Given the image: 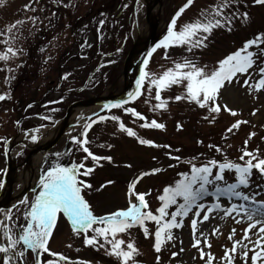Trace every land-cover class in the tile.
Masks as SVG:
<instances>
[{
  "label": "rangeland",
  "instance_id": "374dc122",
  "mask_svg": "<svg viewBox=\"0 0 264 264\" xmlns=\"http://www.w3.org/2000/svg\"><path fill=\"white\" fill-rule=\"evenodd\" d=\"M219 2L220 0H194L179 18L178 25L194 21L200 16L201 10H210ZM185 3L186 0H159L153 11L150 10L153 13L147 14L146 5L139 8V0H0V53H5L7 47L17 51L9 60H0V95L6 97L0 100V185L8 164L16 167L11 173L20 172L33 149L43 144L42 135L37 131L56 125L64 118L72 103L106 94L122 93L115 92L138 39L149 30L148 41L153 38L154 47L166 34L167 25L173 15ZM25 5H29L32 10L26 9ZM237 10L240 13L247 12L249 20L234 19L230 32L226 28L214 29L206 41L207 47L194 49L191 53L183 47H170L167 50L168 58L165 59V49L158 48L151 57L146 56L149 61L146 71L153 75L162 74L167 68L173 67V61H182L185 57L211 69L218 60L241 48L245 41L252 39L257 33H264V5H254L253 0H238V3H233L224 12L230 14ZM148 15H153L152 23ZM16 21L22 23L16 26L10 38L6 31L7 26ZM149 24L156 27L154 36ZM140 55L135 61L136 70L130 90L135 87ZM257 72L252 73L250 84L259 79ZM247 78L249 77L245 74L240 77L239 83H233L222 90L217 101L222 110L211 123L203 119L208 115L206 109H200L183 100L172 99L184 92L183 87L177 85L162 92V97L168 99L166 110L150 111L156 102L152 98L154 91H147V81L142 90L143 95L121 108L104 109L86 121L83 118L95 110L81 111L76 117V123L68 125L56 144L46 152H41L43 158L39 168L40 176L57 163L71 167L83 162L87 167H93L92 174L87 177L81 175L79 178L93 186L92 189L85 190L84 196L94 215L101 216L126 209L129 199L128 184L142 172L159 168L161 171L158 173L140 179L135 189L138 193H149L145 197L149 210L158 214L156 209L161 206L158 196L163 194L164 187L172 186L182 179L181 173L190 174L192 164L199 167L210 160L242 164L239 157L245 150L255 152L258 149V156L264 158V89L256 92L242 87L243 80ZM224 105L237 115L233 116L224 111ZM126 107L135 108L148 121L155 119L164 123L166 128H140L139 124L143 121L136 119L134 122L133 117L124 112ZM254 111L255 115L252 114ZM100 116H116L120 119L99 121ZM90 120L98 122L89 130V143L86 146L94 155L111 156L114 162L101 160L95 164L90 157L85 160L87 154L72 142L73 136L84 138L81 136L83 126ZM237 120L247 123H242L233 133L228 134L226 129ZM120 122L132 128L138 137L152 140L157 145L167 144L171 148L140 145L136 138L120 131ZM177 123L182 125L179 131ZM250 133L255 135L249 140ZM33 135L37 137L35 142L31 139ZM246 140L248 143L245 148ZM108 145L112 147L109 148ZM209 145L217 146L221 151L217 152L215 147L210 148ZM55 153L60 155L56 156ZM168 153L180 157V160L171 159ZM215 171L214 168L213 174ZM224 178L228 183L235 182L234 172L225 171ZM109 180L114 183L96 191ZM217 185L225 187L224 182H217ZM39 187L37 183L28 190H21V185L13 183L9 189L11 193L23 191L22 199L28 197L31 200L38 194ZM207 187L209 194L199 201L206 206L218 202L223 208L232 204H245L249 208H255L264 202V178L256 170H253L249 187L241 186L237 189L252 197L255 204L229 195H221L217 200L212 194L214 186ZM2 192L3 188L0 186V196ZM13 205L19 206V202L0 210L12 209V219L16 220L19 216V223H25L23 216L16 212ZM174 210L175 206L168 211L171 213ZM202 216L203 212L200 217H195L193 212L184 217L183 227L172 230L174 239L164 243L159 253L153 248L154 235L145 238L139 227L130 229V235L118 234L117 238L135 244L140 253L135 256L136 264H157V256L160 257L159 264H206L207 255L204 259L200 258L201 248L214 257L213 264H225L222 257L232 248L234 241L242 239L250 221L243 211L239 215L233 212L229 217H223V212L216 211L210 214L208 221L198 223L194 235L191 220H202ZM3 219L4 212L0 211V220ZM237 220L240 222L237 223ZM254 220H264V216L256 215ZM146 226L154 234L156 224L149 221ZM217 227L219 232L211 235L213 228ZM232 229H235V234L230 240L228 237ZM256 231L258 228L249 232L252 240L257 239L253 235ZM200 233L208 238L210 248L203 244ZM93 234L89 230L88 235ZM195 239L202 241L197 247H193ZM83 241L84 234L73 233L70 222L61 213L47 247L50 252L61 254L67 260H59L48 253L37 256L29 250L26 252L25 264H36L37 259L42 264H47L49 259L56 260L57 264H119L116 257L106 254L105 248L86 246ZM3 243L6 241L0 230V244ZM242 243L247 245V249L253 247L248 241ZM123 247L126 248V245ZM173 253L177 255L173 256ZM252 254L249 251L246 264H251ZM3 255L0 253V264H3ZM233 264H245L240 245H237Z\"/></svg>",
  "mask_w": 264,
  "mask_h": 264
},
{
  "label": "snow or ice",
  "instance_id": "6c2138e0",
  "mask_svg": "<svg viewBox=\"0 0 264 264\" xmlns=\"http://www.w3.org/2000/svg\"><path fill=\"white\" fill-rule=\"evenodd\" d=\"M194 0H186V3L179 8L171 18L167 25V32L156 45L147 53L151 57L153 52L158 48L165 49V59L168 58L167 50L170 47H183L189 53L194 49L207 47L206 41L214 29L226 28L229 32L232 30V22L234 19L249 20L247 12L240 13L233 11L230 14H225L224 10L228 9L233 3H238V0H220L219 3L212 6L210 10H201L200 16L191 22H186L183 25H178V20L192 4ZM254 5H264V0H253ZM25 8L32 10L29 5ZM21 21L7 26V33L12 37L13 30ZM103 23V22H101ZM7 43V41H4ZM255 49V50H253ZM17 51L12 47H7L5 53H0V60L7 61L15 56ZM148 59L143 61L144 67L140 69V76L136 81V88L133 92L128 93L126 100L117 101L115 103L105 104V109L121 108L129 101H135L143 95V88L147 81V91L152 93L154 91L155 104L150 111L166 110L168 107V99L162 97V92L169 89L173 85L181 86L184 89L182 95H176L175 101H186L189 104H195L200 109H206L207 116L203 119L210 123L216 119V114L222 110L221 105L217 102L222 90L229 87L233 83H239L240 77L245 74L249 78L243 80L242 87L259 92L264 89V33H257L252 39L244 42L243 46L234 52L229 53L224 58L217 61L216 65L209 69L207 65H199L192 59L187 57L182 61H173V67L167 68L162 74L153 75L146 71ZM258 69V72H257ZM251 70V71H250ZM11 71V69H9ZM257 72L259 79L254 84H250L252 73ZM6 97L0 95V100ZM148 103V100H145ZM31 107V105L29 106ZM125 113L130 114L135 122L136 119L143 121L139 124L140 128L145 129H159L164 130L166 125L152 119L148 121L147 118L139 113L135 108L126 107L123 109ZM224 111H228L231 115L236 116L237 113L229 109L227 105L223 106ZM255 115V111L252 113ZM111 119L119 121V117H105L100 116L99 121ZM97 120H90L84 124V131L81 133L83 139H78L73 136L72 142L78 146L80 150L87 154L85 160L89 157L98 164L101 160H107L112 163L111 156H97L94 155L86 146L89 141L87 138L89 130ZM18 123V122H17ZM242 123L247 121L237 120L229 128L226 129L228 134L233 133V130L238 129ZM182 125L177 123V130L179 131ZM119 129L127 136L137 139V142L142 146L148 147H163L170 149V145H157L152 140L140 138L137 133L129 127H126L123 122L119 123ZM255 133H250L248 139L250 140ZM31 139L35 142L37 137L32 136ZM248 140L245 141V148ZM104 147V145H100ZM107 147L111 148V145ZM210 148L215 147L217 152L221 149L217 146L209 145ZM179 151V149H176ZM258 149L255 152L243 151L239 157L243 163H234L225 161L222 163L216 160H210L207 164L196 166L192 164L190 174L181 173L183 177L175 182L172 186H166L163 189V194L158 196L161 206L156 209L158 214H154L149 210V205L145 197L149 193L136 192V185L144 176L156 174L161 169L155 168L150 172H142L135 180L130 182L127 186L128 207L114 211L106 216L94 215L91 205L85 199V190L92 189V185L85 180L80 179L93 173V167H87L85 163L81 162L79 165L73 164L71 167H65L59 163L47 169L39 179V191L31 200L24 197L19 201V206L13 205L16 212L21 213L25 223H19V216L16 220L12 219V209L0 210L4 212V219L0 220V230H2L3 237L6 243L0 244V253H3V264H25L26 252L31 251L33 254L39 256L40 253H48L50 256L58 257L59 260H67L61 254L50 252L47 247L49 239L53 233V229L57 224L58 216L62 213L70 222L73 233L84 234V244L86 246H96L98 248H105L106 254L114 256L119 261V264H136L135 256L139 255V250L131 241L127 242L123 239L117 238L118 234L128 233L130 229L139 227L145 238H150L154 235L153 248L155 252L159 253L162 246L167 241H172L174 235L173 229L183 227V218L189 213L194 212L195 217H200L203 212L202 220L193 218L191 220V227L195 235L198 223L208 221L210 214L216 211L223 212V217H229L233 212L237 215L240 211L247 216L250 221L248 228L245 229L242 239L234 241L232 248L227 250L222 259L225 264H233L234 257L237 251V245L241 247V257L247 262L249 251L251 255V264H264V220H254L256 215L264 216V202L259 203L258 207L249 208L245 204H232L230 207L223 208L220 203H213L206 206L204 203H199L204 196L209 194L208 185L214 186L213 195L217 200L221 195L234 196L237 199L244 201H252L256 203L252 197L242 194L237 191L241 186L247 188L250 185L253 170H256L261 178H264V158L258 156ZM59 156L60 153H55ZM171 159L180 160L178 156H171ZM245 157L248 159L246 160ZM131 167V165H125ZM172 167V165H169ZM217 169L213 174V169ZM83 170V171H81ZM225 171L234 172L235 182L228 183L225 181ZM217 182H224L225 187H220ZM114 181H107L102 184L96 191H100L107 185L113 184ZM2 186V185H0ZM135 198L134 200L132 198ZM182 202H179L181 201ZM175 206V210L169 213V209ZM221 217V218H223ZM154 222L156 229L154 234L149 231L146 222ZM237 223L240 221L237 220ZM101 225L100 227H94ZM258 231L253 232L257 239L252 240L249 232L253 229ZM91 230L93 235H88ZM219 232V228H213L211 235ZM235 234V229L229 234V239L232 240ZM203 237V244L211 247L207 237L200 233ZM101 239L103 243H101ZM242 241H248L253 245L251 249H247V245ZM202 243L201 239H195L193 247H197ZM109 246V247H106ZM126 245V248L123 247ZM181 251L183 249L181 248ZM200 258L204 259L207 255L206 264H213L214 257L211 254H206L203 249H199ZM177 253H173L176 256ZM157 264H159L160 257H156ZM37 264L42 262L37 259ZM47 264H57L56 260L49 259Z\"/></svg>",
  "mask_w": 264,
  "mask_h": 264
},
{
  "label": "bare ground",
  "instance_id": "6f19581e",
  "mask_svg": "<svg viewBox=\"0 0 264 264\" xmlns=\"http://www.w3.org/2000/svg\"><path fill=\"white\" fill-rule=\"evenodd\" d=\"M146 5L147 8L151 9L153 5V0H139V8L141 6ZM153 11V10H152ZM151 12L150 14H152ZM149 20L152 23L153 22V15H148ZM149 37V30H146L145 34L141 36L137 43L134 45L132 52L130 54L129 60L127 62L126 70L124 71V75L121 78V81L119 82V87L116 89L115 93H118L122 91L123 89H130L131 85L133 84V76L136 70V59L140 55V53L145 48L147 41ZM112 94H106L100 97L101 101H106L111 97ZM101 105L98 104H81L74 106L68 113V123H74L76 120L77 115L81 111H93L101 108ZM76 123V122H75ZM63 124V120H59L56 125L52 127H46L41 129L37 133L42 135L41 141L43 142L42 145H39L38 148L43 147L46 145L50 140L53 139V137L57 134L59 129L61 128ZM80 124V123H78ZM16 152V149L14 150ZM14 151L12 153H14ZM42 154L41 153H35L33 152L26 160L25 165L22 167V170L20 172H14L11 173L8 176V179L6 181L5 189L2 192V196L0 199V202L5 203L6 201L9 202V205L15 204L19 202L22 199V192H10V185L14 183V185H21V190H25L28 187H34L39 183L40 179V173L39 168L42 162Z\"/></svg>",
  "mask_w": 264,
  "mask_h": 264
},
{
  "label": "water",
  "instance_id": "95a60500",
  "mask_svg": "<svg viewBox=\"0 0 264 264\" xmlns=\"http://www.w3.org/2000/svg\"><path fill=\"white\" fill-rule=\"evenodd\" d=\"M159 3V0H154V4H153V7L152 9H154L157 4ZM150 10L149 8H147L146 10V13L149 14L150 13ZM150 27H151V31H152V36H154V33H155V30H156V27L152 24H149ZM152 42H153V38H151L148 43H147V46L145 47V49L143 50L142 54L140 55L138 61H137V65H138V69H137V76L135 78V83L137 81V79L139 78V75H140V69L142 67V64H143V61L145 60L146 56H147V53L149 52V50L151 49L152 47ZM128 93V89H125L122 93L118 94V95H115V96H112V97H109L108 100L106 101H101L99 98H89V99H84L82 101H79V102H76V103H73L70 105V107L67 109V112L64 116V119H63V124L59 130V132L57 133V135L55 136V138L49 142L45 147L41 148V149H37V152H46L47 150H49L51 147H53L56 142L62 137V135L64 134L66 128H67V123H68V113H69V110L77 105V104H81V103H93V104H102L103 106L105 104H110V103H115L117 101H121V100H124L123 98L126 96V94ZM88 118V117H87ZM14 169V167H11L9 164H8V170L6 171L5 175H4V180H3V186H5L6 184V179H7V176L8 174ZM7 201L5 203L3 202H0V209H2L3 207H5Z\"/></svg>",
  "mask_w": 264,
  "mask_h": 264
},
{
  "label": "trees",
  "instance_id": "16d2710c",
  "mask_svg": "<svg viewBox=\"0 0 264 264\" xmlns=\"http://www.w3.org/2000/svg\"><path fill=\"white\" fill-rule=\"evenodd\" d=\"M172 207H173V206H172ZM172 207H171V208H172ZM171 208H170V209H171Z\"/></svg>",
  "mask_w": 264,
  "mask_h": 264
}]
</instances>
